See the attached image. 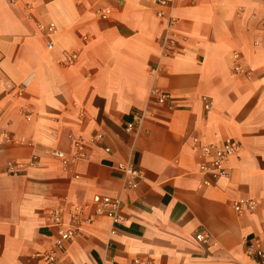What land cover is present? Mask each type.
I'll return each instance as SVG.
<instances>
[{
	"label": "crops",
	"instance_id": "crops-1",
	"mask_svg": "<svg viewBox=\"0 0 264 264\" xmlns=\"http://www.w3.org/2000/svg\"><path fill=\"white\" fill-rule=\"evenodd\" d=\"M14 1L0 0V264H46L51 214L67 224L73 206L90 220L55 264H264L248 252L264 248V0ZM193 138L238 143L227 177L198 187ZM53 150L79 157L62 166ZM94 195L118 199L121 220L95 215Z\"/></svg>",
	"mask_w": 264,
	"mask_h": 264
},
{
	"label": "built area",
	"instance_id": "built-area-1",
	"mask_svg": "<svg viewBox=\"0 0 264 264\" xmlns=\"http://www.w3.org/2000/svg\"><path fill=\"white\" fill-rule=\"evenodd\" d=\"M11 3H15L14 0H10ZM158 5L160 6H167L168 2H171V0H156ZM26 9L31 11V5L26 4ZM110 10L108 8H105L103 10H98V13L102 18H106L109 14ZM158 17H163L164 13L158 12L156 14ZM172 20H168L167 22V28H169L172 25ZM262 27H264V18L261 20ZM39 29H46L48 32H53V24H48L47 26H43L41 24L38 25ZM177 42L178 38L176 34L172 31L167 33L163 40V49L164 54L169 55L176 51L177 49ZM47 48L51 47V43H47ZM76 58V55L72 54L69 56V61H72ZM239 54L234 53L233 54V70L235 72H238L240 70L239 67ZM24 85H21L18 89L19 92L22 91ZM149 97L152 102H154L157 105L160 106H166L169 109H173L175 107L174 105V99L172 95L169 92L162 91L159 89H151L149 92ZM210 107L209 103H205V109H208ZM26 118H28V115H25ZM144 112L143 111H134L131 115V120L127 122L126 124V130H132L134 128H138L142 121L144 120ZM193 150L196 152L197 156L199 157V163L197 166V171L200 175L203 176L202 181L198 184V187H205L210 185V183L213 180H217L219 178H225L228 175L227 168L224 165V161L234 154L236 150L238 149V143L234 140L225 141L220 145L217 144H201L196 138H193ZM79 142H74V147H79ZM51 154L55 157H57L62 166H67L69 163L73 162L76 158L79 156L76 154L67 156L65 153L53 150ZM119 168L124 170L125 173L130 174L134 178L139 177V172L134 169L130 168L129 166H123L119 165ZM7 172L9 174H17L18 170L16 169V163L9 161L7 164ZM127 186L129 187H135L136 181H129L127 183ZM92 203L95 205L94 214L97 216H105L109 218L112 222H118L121 220L120 215V201L118 199L111 198L109 196H101V195H94L92 197ZM243 204V207H242ZM254 206V202L252 200H241L236 201L233 203V209L236 212H242L243 210H250ZM68 223L64 224L62 220V209H57L52 212L51 214V225L56 228V238L54 240V247L51 251L47 253H36L35 257L43 260L46 264H55L56 259V253L60 252L64 249V246L66 243L70 242L77 234L78 229L80 227V224L82 221H89L83 219L81 217L82 210L78 206H73L68 210ZM195 239L198 242L204 241V236L200 231L195 232ZM250 254H253L254 256L258 258L264 259V248H255L251 249L249 248L248 251ZM134 263H138L135 261Z\"/></svg>",
	"mask_w": 264,
	"mask_h": 264
}]
</instances>
